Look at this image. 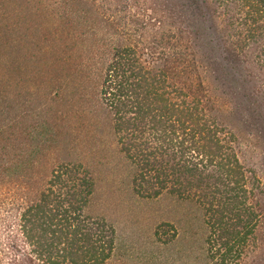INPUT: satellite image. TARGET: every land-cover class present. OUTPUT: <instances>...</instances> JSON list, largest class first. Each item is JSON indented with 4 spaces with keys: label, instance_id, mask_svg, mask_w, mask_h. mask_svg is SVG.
Returning a JSON list of instances; mask_svg holds the SVG:
<instances>
[{
    "label": "trees",
    "instance_id": "1",
    "mask_svg": "<svg viewBox=\"0 0 264 264\" xmlns=\"http://www.w3.org/2000/svg\"><path fill=\"white\" fill-rule=\"evenodd\" d=\"M74 1L98 40L84 64L135 193L193 202L207 264H264V180L240 159L205 81L213 66L264 98V0ZM1 105L0 264H110L116 231L88 213L90 172L64 161L29 170L27 131Z\"/></svg>",
    "mask_w": 264,
    "mask_h": 264
},
{
    "label": "rangeland",
    "instance_id": "2",
    "mask_svg": "<svg viewBox=\"0 0 264 264\" xmlns=\"http://www.w3.org/2000/svg\"><path fill=\"white\" fill-rule=\"evenodd\" d=\"M90 28L88 11L74 0H0V105L27 131L35 151L29 170L45 174L64 161L79 162L90 172L94 191L88 213L116 231L110 264H207L196 205L133 190L130 166L99 102L98 77L84 64L86 49L98 41ZM201 60H207L203 52ZM205 81L220 100V120L237 137L240 159L264 180V98L255 99L251 84L238 88L213 66ZM20 164L12 168L15 173L24 172ZM164 223L174 230L159 229Z\"/></svg>",
    "mask_w": 264,
    "mask_h": 264
}]
</instances>
